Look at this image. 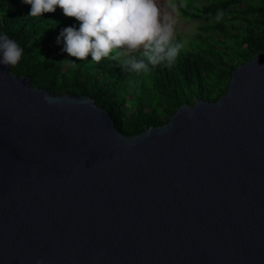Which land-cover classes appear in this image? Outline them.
<instances>
[{"label": "water", "instance_id": "1", "mask_svg": "<svg viewBox=\"0 0 264 264\" xmlns=\"http://www.w3.org/2000/svg\"><path fill=\"white\" fill-rule=\"evenodd\" d=\"M0 64V264H264V54L216 102L121 133Z\"/></svg>", "mask_w": 264, "mask_h": 264}, {"label": "trees", "instance_id": "2", "mask_svg": "<svg viewBox=\"0 0 264 264\" xmlns=\"http://www.w3.org/2000/svg\"><path fill=\"white\" fill-rule=\"evenodd\" d=\"M207 1L204 7L190 4L183 10L186 17L204 22L203 32L212 33L188 43L178 36L175 40L184 47L176 61L149 66L147 72L130 71L111 58L97 63L91 56L84 61L70 57L57 38L79 23L59 8L33 17L23 0H0V35L23 49L11 74L28 76L32 86L56 95H89L112 115L121 133L135 136L165 125L185 103L216 102L227 92L233 71L264 54V0ZM218 11L224 16L216 21ZM134 55L145 59L142 52ZM68 59L77 67L63 62Z\"/></svg>", "mask_w": 264, "mask_h": 264}, {"label": "clouds", "instance_id": "3", "mask_svg": "<svg viewBox=\"0 0 264 264\" xmlns=\"http://www.w3.org/2000/svg\"><path fill=\"white\" fill-rule=\"evenodd\" d=\"M31 6L29 16H43L61 9L74 18L79 27L65 28L57 43L64 44V52L78 61L99 63L111 58L120 61L130 71L147 72L149 66L174 63L184 47L175 40L173 15L160 0H23ZM173 9L175 8L172 5ZM224 12L218 11L219 21ZM142 52L145 59L134 55ZM23 56V49L7 35H0V64L15 66ZM147 61V63L145 62ZM63 62L77 67L72 59ZM43 264V261H38Z\"/></svg>", "mask_w": 264, "mask_h": 264}, {"label": "rangeland", "instance_id": "4", "mask_svg": "<svg viewBox=\"0 0 264 264\" xmlns=\"http://www.w3.org/2000/svg\"><path fill=\"white\" fill-rule=\"evenodd\" d=\"M160 4L163 7H165L166 10L170 12L176 20L175 39L178 36H182L185 39L186 43H188V41L191 39L200 40L198 36L200 34H202L205 37L208 34L212 33V32H203L200 27L204 22L186 17L183 10L186 7V5H190V4L204 7L208 4L207 0H160ZM172 5L175 6L174 9ZM135 54H138V52Z\"/></svg>", "mask_w": 264, "mask_h": 264}]
</instances>
